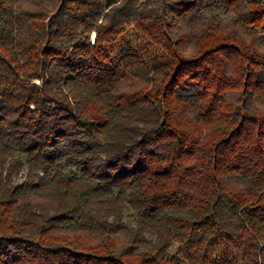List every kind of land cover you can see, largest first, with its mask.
Segmentation results:
<instances>
[{
  "label": "trees",
  "instance_id": "obj_1",
  "mask_svg": "<svg viewBox=\"0 0 264 264\" xmlns=\"http://www.w3.org/2000/svg\"><path fill=\"white\" fill-rule=\"evenodd\" d=\"M130 30L165 60L115 59ZM243 34L264 44V0H0V264H264ZM126 206L134 227L109 221Z\"/></svg>",
  "mask_w": 264,
  "mask_h": 264
},
{
  "label": "rangeland",
  "instance_id": "obj_2",
  "mask_svg": "<svg viewBox=\"0 0 264 264\" xmlns=\"http://www.w3.org/2000/svg\"><path fill=\"white\" fill-rule=\"evenodd\" d=\"M235 13V12H234ZM227 12L223 8L219 6L211 7L203 13L204 16L216 15L224 24H231L234 22L236 18V14ZM245 41L249 42L251 46L257 48L258 50H262L264 52V44L260 43L253 36L247 37V35L243 34ZM254 41V42H253ZM106 49L111 52L112 56L117 59L120 53L126 51V49L133 50L138 55H140L145 61L149 62L151 60L163 61L165 60L163 53L154 45L149 43L143 36L136 33L134 30H130L123 37L120 38L119 43L115 45L107 46ZM15 161H20L25 164V158L21 155H16L13 158L8 160L7 166L12 164ZM6 166V167H7ZM26 174V167H24L18 175H15L11 178V184L16 185L23 181L24 176ZM135 214L126 206L122 213L119 216L110 217L109 221L113 223H123L128 227H134ZM148 239H153L150 235H147Z\"/></svg>",
  "mask_w": 264,
  "mask_h": 264
}]
</instances>
